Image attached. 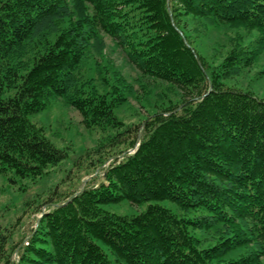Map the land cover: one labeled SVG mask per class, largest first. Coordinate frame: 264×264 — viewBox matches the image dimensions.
I'll return each instance as SVG.
<instances>
[{
	"label": "trees",
	"instance_id": "16d2710c",
	"mask_svg": "<svg viewBox=\"0 0 264 264\" xmlns=\"http://www.w3.org/2000/svg\"><path fill=\"white\" fill-rule=\"evenodd\" d=\"M86 1L92 15L60 33L25 73L7 74L13 52L65 0H0V84L12 75L15 88L8 96L0 90V174L36 180L68 158L67 148L56 146L30 119L52 95L66 97L87 127L107 133L94 166L114 157L106 145L136 148L121 159L116 155L99 181L92 179L45 212L19 248L18 264H260L264 99L225 83L253 52L233 49L223 60L210 61L194 51L179 23L187 16L241 22L259 30L257 43L264 47V0ZM101 30L143 73L200 87L198 96L125 125L116 113L127 101L120 87L70 95L75 71ZM124 200L148 205L131 216L103 207ZM165 200L197 213L180 216L160 203ZM237 220L245 227L222 233L214 243L194 233ZM252 242L257 249L226 259Z\"/></svg>",
	"mask_w": 264,
	"mask_h": 264
},
{
	"label": "rangeland",
	"instance_id": "374dc122",
	"mask_svg": "<svg viewBox=\"0 0 264 264\" xmlns=\"http://www.w3.org/2000/svg\"><path fill=\"white\" fill-rule=\"evenodd\" d=\"M92 13L93 7L86 0H65L60 10L43 20L26 43L13 52L7 74L10 71L25 73L31 67L33 58L53 43L60 33ZM179 24L184 34L189 36L194 51L210 61L223 60L233 49L251 50L254 58L245 60L225 79V83L264 99V47L257 43L259 30L241 22L226 23L194 16L184 17ZM114 86L120 87L127 98L116 110L125 125L141 124L164 107L196 97L200 92V87H185L146 75L130 60L124 47L101 30L100 40L93 41L75 71L70 95L78 94L82 88L108 92L115 89ZM0 90L4 96L14 94L12 75L10 79H3ZM45 100L47 107L32 114L30 119L56 146L67 148L69 156L60 164L51 166L43 177L36 180L18 178L11 171L0 174V264H18L19 248L39 229L45 212L56 206L58 201L82 190L92 179L99 181L116 155L121 159L127 150L134 152L136 148H129L126 142L112 147L106 145L114 157L101 166H94L102 152L97 148L107 133L87 127L81 112L66 97L52 95ZM47 199L54 201L45 204ZM160 203L180 216L197 213L171 200ZM147 205L124 200L103 207L116 214L131 216L145 210ZM243 226L237 220L233 224H219L212 229L195 230L194 233L203 242L214 243L222 233L238 231ZM257 246L252 242L239 247L226 259L238 258L257 249ZM260 264H264V257Z\"/></svg>",
	"mask_w": 264,
	"mask_h": 264
}]
</instances>
